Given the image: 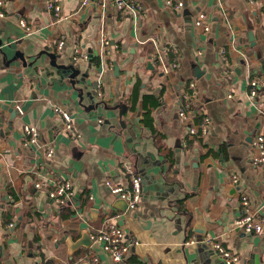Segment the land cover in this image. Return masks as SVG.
<instances>
[{"label":"crops","instance_id":"obj_1","mask_svg":"<svg viewBox=\"0 0 264 264\" xmlns=\"http://www.w3.org/2000/svg\"><path fill=\"white\" fill-rule=\"evenodd\" d=\"M48 1L5 0L0 17V39L32 64L18 59L4 67L0 61V264H93L81 260L89 248L71 254L63 238L78 239L84 229L92 235L108 222L120 226L133 245L122 262L97 245L102 264H226L220 253L197 244V210L211 226L203 237L238 254L237 264H264V230L250 234L236 226L244 212L242 194L264 217V162L251 159L254 139L264 134V84L254 101L248 96L250 78L264 80V0H183L180 11L162 0H139L147 16L136 20L113 5L103 13L98 1L82 6L81 0H54L63 10L56 20ZM201 12L209 15L206 33L195 23ZM102 32L108 45L101 42ZM166 45L175 47L169 60L179 66L151 69L149 56ZM221 47L233 65L229 76L222 71ZM47 51L58 55V64L79 66L83 84L73 86L69 71L52 66ZM190 80L198 88L195 110L211 118L203 140L191 138L178 115ZM91 90L109 105L128 106L125 129L118 109L85 108ZM1 104L19 107L22 114L11 121ZM55 107L72 114L78 140L64 132ZM26 124L39 130L37 142L27 141ZM50 145L54 155L47 158ZM139 154L145 158L142 168L134 164ZM40 163L49 177L73 182L74 195L64 204L68 215L46 189L36 188ZM123 163L142 176V199L132 211L117 207L120 198L106 184L111 178L128 186ZM139 217L152 226L145 229Z\"/></svg>","mask_w":264,"mask_h":264},{"label":"built area","instance_id":"obj_2","mask_svg":"<svg viewBox=\"0 0 264 264\" xmlns=\"http://www.w3.org/2000/svg\"><path fill=\"white\" fill-rule=\"evenodd\" d=\"M100 2L103 8L102 12L108 5H113L117 8L122 16H129L134 20L139 17L147 16L146 7L139 0H81L82 6H87L95 2ZM166 6L173 8L175 11H180L184 7L183 0H162ZM5 0H0V17L5 16L4 12ZM49 10L53 13L56 20H60L63 17L62 5L54 0L47 2ZM209 15L205 12L198 14L196 18V25L203 29L206 33L209 30L207 20ZM21 25L26 28L28 34L31 33V28L26 24L24 20L20 21ZM101 42L104 45H108L109 41L105 35V32L101 33ZM65 44V38H62L58 42V50ZM175 50L173 45H166L159 47L153 54V60L155 66H159L163 72H167L171 67L177 68L179 66L178 60H169L170 53ZM109 51V50H108ZM177 52V51H175ZM222 71L224 75H231L233 65L228 57L227 50L225 47L220 48ZM86 58L87 56L84 55ZM80 56L78 51L73 58L74 61H78ZM43 73V70H40ZM264 80L259 76H253L249 81L248 96L250 100L254 101L262 89ZM100 86V85H99ZM198 96V88L195 80L187 82V86L180 95L178 103V115L180 119L186 124L189 136L191 138L197 137L204 139L210 131L211 118L207 115L200 117L198 112L193 106V100ZM55 111L58 112L64 119V132L72 139L78 140L81 137V133L75 128L73 123V116L67 110L61 107H55ZM199 120V121H198ZM24 133L29 143L37 142L39 138V130L32 125L26 124L24 126ZM185 146H189L188 141L184 142ZM253 154L251 159L255 165L264 162V134H259L254 139L253 143ZM54 155V147L52 145L47 146L46 157L51 158ZM122 168L127 174L129 184L124 186L116 183L111 178L106 181L109 190L118 196L119 198L125 199L128 202V209L130 211L136 210L142 199V176L136 172L134 166L129 163H123ZM35 172L38 174L35 179L36 188H44L48 191L50 198H52L57 206H63L64 204L71 201L74 195L73 182L64 176H53L49 177L47 174V165L40 163ZM234 182L238 181L236 175L232 176ZM241 201L244 206V212L236 220V226L240 230L246 233H260L264 230V217L258 215L252 208L250 199L246 194H242ZM14 223L11 222L9 227H13ZM93 240L92 245L84 257L81 258L82 262H92L93 264H102L99 257L97 245L101 249L110 255L113 261L122 262L127 254L130 252V248L133 242L126 238L124 230L116 225L115 223L108 222L107 225L98 229L91 235ZM203 242L207 244L211 249L217 251L225 259L226 264H237L240 257L238 254L224 246L220 241L211 238L204 237ZM146 264H150L147 262Z\"/></svg>","mask_w":264,"mask_h":264},{"label":"water","instance_id":"obj_3","mask_svg":"<svg viewBox=\"0 0 264 264\" xmlns=\"http://www.w3.org/2000/svg\"><path fill=\"white\" fill-rule=\"evenodd\" d=\"M253 37V32H250V39H252ZM14 46L12 45V43H10V41H3L2 39H0V61L2 62V64L4 65V67L6 66H11L12 63H14L15 61H17L18 59H20L23 64L25 66L28 67V65H32L31 63H28L27 59L24 56V53L19 51V50H15L14 52ZM50 58H51V65L54 67H57L58 69H64L69 71L67 76H69V78L71 79V83L73 86H76L77 84H83L84 80L83 79H79L78 76L81 74V68L75 64H58L57 62V57L58 55L53 53V52H46ZM150 58L152 57V55L149 56ZM149 66L151 67V69H155V65L154 63L151 61H149ZM66 76V77H67ZM83 88L81 87L79 88L80 91V98L83 99ZM87 95L89 96L91 103L88 105H84L85 108L87 110H93L94 108H99L102 110H115L118 109L119 110V123L122 126L123 129H125L127 127V122L124 119V115L125 112L128 109V106L124 103H116L114 105H109L105 100H101L98 98V91L97 90H91L89 92H87ZM1 106L3 108H5L6 110H9L11 113V121L14 120V118H16L17 115H21V109L19 107H9L8 105H3L1 104ZM117 132V131H116ZM145 158L143 155L139 154V160H134V164L137 168H142L143 164H144ZM150 163H152V161H149ZM135 168V167H134ZM145 171V168H143ZM117 207L120 210L123 211H128V202L125 199H118L117 200ZM140 218V217H139ZM192 215L189 214L188 216V222L187 225L189 226L191 224L192 221ZM141 219V220H140ZM140 224L145 228L148 229L152 226V220L148 219V220H144V218H140ZM195 219L196 222L193 226L192 231L194 233H197V237H196V241L198 242L197 244L200 245V247L204 248L205 250H207L210 253H213L214 250H212L207 244H205L203 242V234H207L208 232V228H211L209 223H206L204 220V216L203 214L197 210L196 214H195ZM63 241H66L69 247V252L71 254H73L75 251H77L80 248L83 249H88L92 243L93 240L91 238V234L87 229H84L81 233V236L78 239H72L68 236V234H65ZM2 251V246H0V253ZM256 256V255H255Z\"/></svg>","mask_w":264,"mask_h":264},{"label":"trees","instance_id":"obj_4","mask_svg":"<svg viewBox=\"0 0 264 264\" xmlns=\"http://www.w3.org/2000/svg\"><path fill=\"white\" fill-rule=\"evenodd\" d=\"M61 209H62V211H64V214L66 213L68 215L69 212H70V209H69V207L67 205H64Z\"/></svg>","mask_w":264,"mask_h":264}]
</instances>
